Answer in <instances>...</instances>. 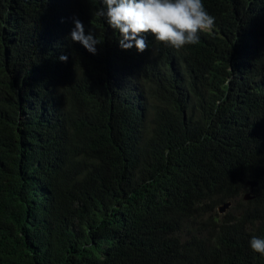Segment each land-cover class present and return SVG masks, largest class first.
Masks as SVG:
<instances>
[{
    "label": "trees",
    "instance_id": "16d2710c",
    "mask_svg": "<svg viewBox=\"0 0 264 264\" xmlns=\"http://www.w3.org/2000/svg\"><path fill=\"white\" fill-rule=\"evenodd\" d=\"M203 3L139 52L101 0H0V264H264V0Z\"/></svg>",
    "mask_w": 264,
    "mask_h": 264
},
{
    "label": "clouds",
    "instance_id": "9594fccd",
    "mask_svg": "<svg viewBox=\"0 0 264 264\" xmlns=\"http://www.w3.org/2000/svg\"><path fill=\"white\" fill-rule=\"evenodd\" d=\"M104 7L98 15L120 34L119 45L123 49L133 46L139 52L148 48L144 34L151 33L156 41L179 50L185 45L199 42V33L210 31L215 17L206 10L203 0H101ZM71 40L80 42L89 52L95 53L100 41L91 31L85 33L84 25L74 19ZM155 49H153V53ZM66 62L67 55L59 57ZM250 249L264 255V238L253 236Z\"/></svg>",
    "mask_w": 264,
    "mask_h": 264
},
{
    "label": "water",
    "instance_id": "95a60500",
    "mask_svg": "<svg viewBox=\"0 0 264 264\" xmlns=\"http://www.w3.org/2000/svg\"><path fill=\"white\" fill-rule=\"evenodd\" d=\"M250 184H251V186H252V185H255L254 182H250ZM244 198H245V199H248V198H249V194H245ZM230 203H231L230 200L225 201L224 204H221V205L218 207V211H219V212H223L224 209H225V207H228V206L230 205Z\"/></svg>",
    "mask_w": 264,
    "mask_h": 264
},
{
    "label": "rangeland",
    "instance_id": "374dc122",
    "mask_svg": "<svg viewBox=\"0 0 264 264\" xmlns=\"http://www.w3.org/2000/svg\"><path fill=\"white\" fill-rule=\"evenodd\" d=\"M226 208H227V207H225V209H226ZM225 209H224V210H225ZM223 212H224V211H223Z\"/></svg>",
    "mask_w": 264,
    "mask_h": 264
}]
</instances>
